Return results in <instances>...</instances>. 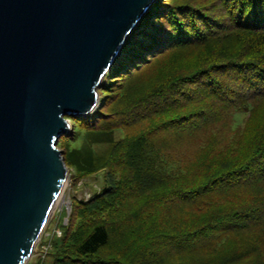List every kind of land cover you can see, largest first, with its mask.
Wrapping results in <instances>:
<instances>
[{"label":"trees","instance_id":"obj_1","mask_svg":"<svg viewBox=\"0 0 264 264\" xmlns=\"http://www.w3.org/2000/svg\"><path fill=\"white\" fill-rule=\"evenodd\" d=\"M98 91L58 147L112 184L38 264H264V0H155Z\"/></svg>","mask_w":264,"mask_h":264},{"label":"water","instance_id":"obj_2","mask_svg":"<svg viewBox=\"0 0 264 264\" xmlns=\"http://www.w3.org/2000/svg\"><path fill=\"white\" fill-rule=\"evenodd\" d=\"M154 1L0 0V264L29 261L68 181L67 116L96 109Z\"/></svg>","mask_w":264,"mask_h":264},{"label":"rangeland","instance_id":"obj_3","mask_svg":"<svg viewBox=\"0 0 264 264\" xmlns=\"http://www.w3.org/2000/svg\"><path fill=\"white\" fill-rule=\"evenodd\" d=\"M181 1V0H180ZM186 1V0H183ZM191 2L199 0H190ZM172 2V1H171ZM99 90V89H98ZM100 95V94H99ZM100 103V100H99ZM245 114L237 115V122L240 123L244 120ZM71 128V121L69 120V129ZM65 135V134H64ZM83 136L72 141L71 145L74 148H79L83 145ZM93 150L100 156L103 155L107 149V145L94 144ZM61 146V145H60ZM67 145L60 147V149L66 148ZM65 157V156H64ZM80 157V154L79 156ZM67 164V163H66ZM68 165V164H67ZM68 167V181L65 185L63 197L57 203L42 235L38 241L35 250L27 264H38L40 261L46 259L51 245L48 243L51 238L61 235V225L66 224L69 220L74 201L88 200L95 194H99L102 189L109 187L112 184V180L108 174L106 167H101L99 170L90 174L79 175V172L75 171L71 162ZM70 201L71 210L68 213L67 202ZM56 239V238H55ZM47 246L48 250L44 253V247Z\"/></svg>","mask_w":264,"mask_h":264},{"label":"built area","instance_id":"obj_4","mask_svg":"<svg viewBox=\"0 0 264 264\" xmlns=\"http://www.w3.org/2000/svg\"><path fill=\"white\" fill-rule=\"evenodd\" d=\"M44 249H45V250H44V253H46V252H47V250H48V247H47V246H45V247H44Z\"/></svg>","mask_w":264,"mask_h":264}]
</instances>
